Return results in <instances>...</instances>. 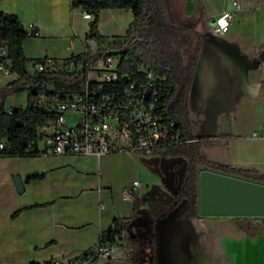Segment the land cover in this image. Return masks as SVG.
<instances>
[{
    "label": "crops",
    "instance_id": "crops-1",
    "mask_svg": "<svg viewBox=\"0 0 264 264\" xmlns=\"http://www.w3.org/2000/svg\"><path fill=\"white\" fill-rule=\"evenodd\" d=\"M159 1L166 21L182 28L188 46L199 45L186 98L199 153L208 161L264 175V134L251 135L264 123V13L257 7L262 0H237L222 34L210 27L227 0ZM0 10L14 13L26 31L32 25L34 33L21 41L28 59L65 58L81 51L91 20L69 0H0ZM131 18L127 7L100 8L95 24L110 37L121 35ZM14 78L13 71L0 73V86ZM115 153L128 160L126 174L114 162V152L0 156V264L75 256L93 245L112 217L132 214V197L123 199L120 193L129 205L119 208L112 201L114 191L134 179L138 186L132 196L162 186L154 159L165 156L154 152L143 157L154 169L149 170L140 156ZM32 173L42 175L26 180ZM14 175L21 181L20 191ZM101 197L113 204L104 208ZM260 217V228L249 232L231 215L186 218L182 245L194 264H264V215ZM122 239L109 257L88 264H131Z\"/></svg>",
    "mask_w": 264,
    "mask_h": 264
},
{
    "label": "trees",
    "instance_id": "trees-1",
    "mask_svg": "<svg viewBox=\"0 0 264 264\" xmlns=\"http://www.w3.org/2000/svg\"><path fill=\"white\" fill-rule=\"evenodd\" d=\"M69 2L71 6H80L92 14L85 35L94 41L93 48L84 43L81 51L63 58L78 61L77 67L71 71H29L27 63L32 59L41 58L28 59L22 52V39L32 33L23 28L14 13L0 10V42L10 61L9 70L16 73V78L0 86V140L3 142L0 156L38 155L34 149H27V141L35 139L36 127L43 117L42 110L33 104L34 95L40 91L62 93L77 88L83 75L84 62L92 60L105 51L107 54L119 56L120 69L133 70L137 64L143 63L155 72H165L166 82L169 84V94L164 100L165 113L173 120L178 137L172 143L159 145L154 152L165 157L177 156L184 160L181 176L177 178L171 176L169 180L173 188L165 186L171 197L165 207L182 206L177 217L199 216L196 206L198 165L264 183L263 174L204 159L198 151L197 139L187 140L194 137L189 129L186 98L199 45L196 42L191 48L188 46L182 28L166 21L159 0H70ZM107 7H127L131 11L132 18L121 35L107 37L98 32L95 24L96 11ZM176 42L183 46L184 52L175 45ZM19 89H24L26 92L25 105L4 109V96ZM140 161L149 170H154L143 157H140ZM41 175L42 173H32L25 179L38 178ZM142 204L152 206L156 203L133 195L132 214L112 217L109 224L97 234L99 239L112 244H117L119 238L125 237L126 252L131 264H137L136 248L139 242L135 235L129 234L128 228H132L130 220L137 215L136 207ZM233 218L236 224L246 231H255L261 225L260 216H233ZM87 249L73 257L83 255ZM28 264L55 263L48 258L42 261H29Z\"/></svg>",
    "mask_w": 264,
    "mask_h": 264
},
{
    "label": "built area",
    "instance_id": "built-area-1",
    "mask_svg": "<svg viewBox=\"0 0 264 264\" xmlns=\"http://www.w3.org/2000/svg\"><path fill=\"white\" fill-rule=\"evenodd\" d=\"M70 1V0H69ZM231 8L215 15L210 30L222 34L228 27L237 0H229ZM257 7L264 13V0ZM84 18L92 14L82 8ZM27 30L34 33L31 24ZM91 48L94 41L84 35L82 44ZM119 56L99 53L84 62V70L78 87L59 92L40 91L34 95L33 104L40 108L43 117L36 127V136L27 141V149L38 154H91L126 152L140 157L150 156L165 143L178 137L174 122L165 113L164 100L169 94L165 72H155L143 63L133 70L120 69ZM78 65L73 59L42 56L27 63L29 71H71ZM10 61L4 47H0V73L9 71ZM264 134V123L252 136ZM187 140H195L194 137ZM3 142L0 140V147ZM138 181L121 188L123 199H130ZM117 244L96 237L83 255L60 260L50 257L55 264H88L95 257H109Z\"/></svg>",
    "mask_w": 264,
    "mask_h": 264
},
{
    "label": "water",
    "instance_id": "water-1",
    "mask_svg": "<svg viewBox=\"0 0 264 264\" xmlns=\"http://www.w3.org/2000/svg\"><path fill=\"white\" fill-rule=\"evenodd\" d=\"M230 8V1L227 0L225 9ZM196 182V206L199 214L264 215V183L262 182L209 168H200L197 171ZM13 183L16 190L20 191L22 184L17 175L13 176ZM186 232L185 217H176L167 223L160 222L157 234L159 264H194L182 245Z\"/></svg>",
    "mask_w": 264,
    "mask_h": 264
},
{
    "label": "rangeland",
    "instance_id": "rangeland-1",
    "mask_svg": "<svg viewBox=\"0 0 264 264\" xmlns=\"http://www.w3.org/2000/svg\"><path fill=\"white\" fill-rule=\"evenodd\" d=\"M175 45L180 48L182 52L183 46L179 43H175ZM50 87V86H49ZM25 96L26 92L24 89H19L14 92H11L4 96L3 98V106L5 108L9 107H22L25 105ZM133 155V154H132ZM156 161L155 166L159 170V176L162 180L161 187H150V189L144 194L147 198H154L158 201V204H153L149 206L148 204H142L136 207L135 211L137 215L131 218L130 225L132 228H128V232L130 235H135L137 237V241L139 245H137V264H159L158 262V227L160 222L167 223L169 220L175 219L182 209V206L179 207L170 205L165 207L167 200L169 199V194L165 190L164 186L165 183L168 182L170 179V173L172 171H181L183 168L184 160L180 157H162V158H155ZM114 162L119 163L123 169V173L126 174L128 170V160L123 156L117 155L114 152ZM200 168H206L204 165H198L197 170ZM143 178L141 177L140 183L143 185L145 175L142 173ZM164 182V183H163ZM116 184V180L114 181ZM114 202V206L123 208L129 205L128 200H123L120 197L119 191H114L112 195ZM110 198H100V202L103 204L104 208L109 207L112 203ZM180 218V217H179ZM185 237V235H184ZM122 240L127 243V239L125 237ZM182 243H184V238L182 239ZM123 246V244H121ZM120 251V247H118ZM118 255V254H117ZM115 256L113 259L114 261L117 260L118 256Z\"/></svg>",
    "mask_w": 264,
    "mask_h": 264
},
{
    "label": "flooded vegetation",
    "instance_id": "flooded-vegetation-1",
    "mask_svg": "<svg viewBox=\"0 0 264 264\" xmlns=\"http://www.w3.org/2000/svg\"><path fill=\"white\" fill-rule=\"evenodd\" d=\"M183 169H184V164H183V168H182L181 171H173L171 176H173L174 178H177V177L181 176V174H182V172H183ZM197 171H198V170H197ZM163 183H164V182H163ZM165 186H168V187H172V188H173V184H171L169 181L165 183ZM144 194H145V192L142 191V192H140V193L137 195V197L140 198V199H150L152 202L158 204V201H157V200H155L154 198H147V197L144 196ZM170 198H171V197H170ZM170 198H169V199H170ZM169 199H168V200H169Z\"/></svg>",
    "mask_w": 264,
    "mask_h": 264
}]
</instances>
